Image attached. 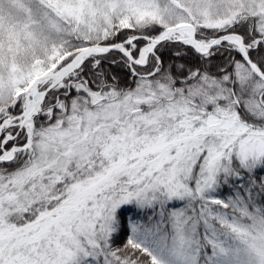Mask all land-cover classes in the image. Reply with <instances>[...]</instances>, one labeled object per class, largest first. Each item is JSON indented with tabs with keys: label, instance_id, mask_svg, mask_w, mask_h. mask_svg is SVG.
Here are the masks:
<instances>
[{
	"label": "snow or ice",
	"instance_id": "1",
	"mask_svg": "<svg viewBox=\"0 0 264 264\" xmlns=\"http://www.w3.org/2000/svg\"><path fill=\"white\" fill-rule=\"evenodd\" d=\"M0 264H264V0H0Z\"/></svg>",
	"mask_w": 264,
	"mask_h": 264
}]
</instances>
